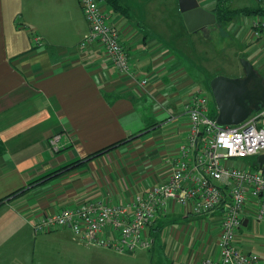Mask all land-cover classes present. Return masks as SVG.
Masks as SVG:
<instances>
[{
	"label": "crops",
	"instance_id": "obj_1",
	"mask_svg": "<svg viewBox=\"0 0 264 264\" xmlns=\"http://www.w3.org/2000/svg\"><path fill=\"white\" fill-rule=\"evenodd\" d=\"M198 2L212 13L228 6L227 0ZM110 3L133 78L115 70L99 46L80 49L89 25L79 0H0V264L18 259L15 237L22 231L29 237L32 217L96 197L127 203L166 179L171 156L188 135L183 106L202 91L191 66L193 53L205 48L197 35L228 29L243 56L259 55L262 70L250 63L264 80V33L259 47L249 42L246 52L234 24L251 22L253 15L188 35L177 0ZM257 7L258 0L250 7L228 6ZM241 72L233 78L243 76L242 67ZM143 78L147 85L140 87ZM56 134L54 147L49 139ZM192 215L171 204L147 230L153 245L161 235L171 264L195 260L192 249L203 246L208 223L200 221L201 232L185 245L183 227L175 226ZM243 222L239 248L264 258V222L250 204ZM216 240L217 233L208 239L206 255L215 254Z\"/></svg>",
	"mask_w": 264,
	"mask_h": 264
},
{
	"label": "built area",
	"instance_id": "obj_2",
	"mask_svg": "<svg viewBox=\"0 0 264 264\" xmlns=\"http://www.w3.org/2000/svg\"><path fill=\"white\" fill-rule=\"evenodd\" d=\"M79 3L89 25L80 49L99 46L115 70L133 78L129 53L111 21L106 0ZM258 3L262 13L252 16L249 24L253 43L264 33V0ZM138 85L146 86L147 79ZM207 104L206 94L199 91L183 106L188 135L171 156L170 172L163 182L127 203L96 197L42 212L32 217L34 235L68 229L80 242L117 253L149 250L153 239L147 230L176 204L194 216H211L219 222L215 254L206 255L208 241L200 238L201 250L192 249L197 258L180 264H264V258L236 245L248 204L256 209L257 221L264 222V163H256L255 170L229 164L231 159L264 154V107L238 125L222 126L206 115ZM58 142V134L49 139L54 147Z\"/></svg>",
	"mask_w": 264,
	"mask_h": 264
},
{
	"label": "rangeland",
	"instance_id": "obj_3",
	"mask_svg": "<svg viewBox=\"0 0 264 264\" xmlns=\"http://www.w3.org/2000/svg\"><path fill=\"white\" fill-rule=\"evenodd\" d=\"M256 0H227L228 6L231 9L245 6H254ZM203 4V3H201ZM200 5V3H199ZM139 7V5H138ZM168 7V6H167ZM209 8L208 5L205 6ZM146 19V17L144 16ZM249 18L236 19L234 24L238 26V33L241 35L240 42L243 44L251 43L249 30ZM208 28V27H206ZM187 31V30H186ZM223 33V34H220ZM188 35H191L187 31ZM202 38V44L205 46L203 51L198 55L193 53L192 56V69L194 70L195 80L194 83L202 90L200 92L206 94L208 99L206 115L213 118L216 115L217 109L211 93L208 91V78L212 76H225L231 77L239 76L242 74L240 59L254 62L256 68H260L259 55H248L246 58L242 55V45L239 44L238 38L229 34L228 29L223 31L210 30L205 36L197 35ZM259 45L255 42L252 47ZM246 52L249 50V46ZM206 46L208 47L207 52ZM201 47V46H200ZM211 55L212 58L208 61ZM242 55V56H241ZM208 61V63H207ZM264 69V67H263ZM262 70V69H261ZM261 72V71H260ZM187 138V137H186ZM186 139L184 140V142ZM257 156L248 157L245 159H231L229 164L233 167H242L247 170H255ZM179 206V205H178ZM217 216V214H216ZM208 216H190L189 220H177L175 226L182 231L179 237H182V244L185 245L199 232H201L200 221L208 223L207 231L203 232L201 239L206 243L208 239L212 238L214 234L219 231V222L211 221ZM214 220V219H213ZM184 221V222H183ZM216 225V226H215ZM195 230V231H193ZM245 231L246 228H241ZM240 230V232H241ZM25 232H20L15 237V244L21 248V253L16 255L14 259L9 260L11 264H171L169 252L162 242L161 235H156V242L151 251L136 250L133 253L122 254L112 251L107 248L87 245L80 242L72 232L68 230L57 231L48 234L34 235L33 230H29V237L23 236ZM166 234L163 236L165 237ZM239 239L241 235L239 234ZM151 239L155 237L150 236ZM237 242V247L239 243ZM240 249V248H239ZM178 261V260H177ZM176 264V263H174Z\"/></svg>",
	"mask_w": 264,
	"mask_h": 264
},
{
	"label": "water",
	"instance_id": "obj_4",
	"mask_svg": "<svg viewBox=\"0 0 264 264\" xmlns=\"http://www.w3.org/2000/svg\"><path fill=\"white\" fill-rule=\"evenodd\" d=\"M179 12L186 30L194 33L216 23L214 13L199 5L198 0H177ZM243 76L229 78L215 76L209 82L217 112L214 117L222 126L238 125L253 112L264 107V80L245 59H240ZM257 163H264V154L257 157ZM243 225L244 222H243Z\"/></svg>",
	"mask_w": 264,
	"mask_h": 264
},
{
	"label": "trees",
	"instance_id": "obj_5",
	"mask_svg": "<svg viewBox=\"0 0 264 264\" xmlns=\"http://www.w3.org/2000/svg\"><path fill=\"white\" fill-rule=\"evenodd\" d=\"M115 1V0H114ZM111 0H106V5L108 6L110 3ZM221 3V2H220ZM108 9V8H107ZM262 11L260 10L259 7L253 9V10H247V9H243V10H240V11H233V10H230L228 8V6H224V5H218L215 9V18H216V23H218L220 26L226 24L228 21L232 20L234 17H239V16H244V17H247V16H254V15H258V14H261ZM215 23V24H216ZM259 43V42H258ZM208 89H209V92H210V88L208 86ZM112 146L109 147V149L111 148ZM108 149V148H107ZM104 152V150L98 152L99 153H102ZM257 163V162H256ZM256 166V165H255Z\"/></svg>",
	"mask_w": 264,
	"mask_h": 264
},
{
	"label": "flooded vegetation",
	"instance_id": "obj_6",
	"mask_svg": "<svg viewBox=\"0 0 264 264\" xmlns=\"http://www.w3.org/2000/svg\"><path fill=\"white\" fill-rule=\"evenodd\" d=\"M204 29V28H203Z\"/></svg>",
	"mask_w": 264,
	"mask_h": 264
}]
</instances>
